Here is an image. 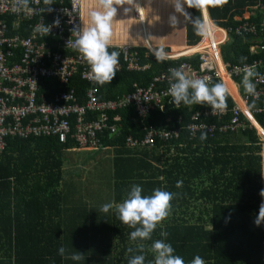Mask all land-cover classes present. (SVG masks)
Wrapping results in <instances>:
<instances>
[{"label":"trees","instance_id":"trees-1","mask_svg":"<svg viewBox=\"0 0 264 264\" xmlns=\"http://www.w3.org/2000/svg\"><path fill=\"white\" fill-rule=\"evenodd\" d=\"M61 1L64 4L69 2L53 0L52 6L60 4ZM40 2L45 8L43 0ZM263 3L264 0H228L225 5L205 8L215 27L231 31L227 42L220 48L223 63L242 65L260 61L256 72L264 74V52L260 51V47L264 46V10L257 8L256 13L251 9L252 6L258 7ZM189 11L194 17L201 18L199 10ZM245 13L250 15L243 17ZM238 16L240 18L237 20ZM0 19L5 20L8 25V36L28 35V22L15 27L12 18L0 16ZM246 22L254 25L255 35L237 36L235 30ZM200 39L201 36L195 33L192 24L185 23L186 47H194ZM177 50L180 49L172 50L173 55L177 54ZM132 52L137 55L138 65H148L149 69L127 70L120 56V70L111 84L96 85L102 99L113 100L117 96L131 93L134 85L146 88L154 78L166 72L168 67L188 64L196 69L198 64L193 57L157 62L144 48H134ZM242 79L238 78L236 81L240 86L241 95H245L247 93ZM215 83L217 80H213L209 85ZM88 86L89 83L78 76H73L67 85H62L55 79H42L39 82L40 93L47 96L54 92L74 89L81 104L84 103L83 95ZM227 87L237 96L231 82L227 83ZM226 103L227 113L220 118L199 119L214 128L212 135L206 134L207 138L203 141L200 139L201 132L195 133L192 138L185 131V126L189 124L190 114L205 106L181 103L166 111L155 108L145 116H139L136 106L131 103L107 113L109 123L114 116L120 120L115 123V134L104 132L99 137V149H115L119 154H116V157L127 151L139 150L142 153L141 157L131 159V162L135 163L128 177L122 178L121 174L113 169L110 175L111 183L105 186L107 200L112 197L114 201L116 198L121 200L123 193H128L133 185L141 186L142 195L145 196L152 195L157 188L174 194L170 215L157 225L150 240L142 242V253L137 249L141 241H133L130 238L134 229L120 221L116 210L112 211V215L105 216L107 220L101 219L100 225L96 224L91 233L87 229L77 227L70 231L64 229L62 216L57 232H49L45 224L51 219L49 211L52 209V201L53 207L61 211L60 214L69 209L101 208L111 201L97 204L93 191L89 194L87 190L82 191L81 186L72 187L71 190L67 188L65 193L62 191V152L77 148L70 139L66 143H60L54 137L8 139L5 151L0 154V264H23V260L29 257L25 254L27 250L31 248L34 251L36 245L41 246V249L36 247L38 254L34 256L44 259L42 264H50L48 260L51 257L56 258V253L59 264H62V258L69 259L72 254L79 253L83 255V259L92 260L94 257L103 256L108 259L107 264H129L134 255L143 254L145 264H154L155 253L151 245L156 240L171 244L175 250L174 254L183 257L185 264L191 263L197 255L204 259L205 264H264V224L259 227L254 224L262 202L259 192L262 189L260 153L264 141V103L262 98L249 102L251 111L261 108L260 113L253 114L255 122L262 129L261 136L244 115L239 117L240 128L227 130L228 125L232 124L236 102L228 94ZM167 104L165 102L164 106ZM88 118L91 119L92 116L88 115ZM150 129L163 132L177 130L178 138L156 139L152 147L144 146L140 142L145 139ZM126 138L136 140L139 147L126 146ZM31 144H35L34 148L39 151V157L46 163L37 169L36 166L31 168L34 169L35 175L27 177L30 179L43 173L38 177L39 183L23 185L19 181L26 177L28 171L22 162L21 150L24 148L32 154ZM14 151L18 156L11 163ZM24 157L26 158V155ZM115 160L117 159L113 158V164ZM9 178H14L15 182L12 183ZM178 181H182L179 188L176 186ZM64 186L67 187L65 183ZM96 191L101 193L99 189L94 193ZM46 212L48 215L45 216ZM34 215L38 216L34 219L41 222V231L30 224L29 218ZM162 232L167 235L162 236ZM61 247L65 249L63 256L59 253ZM129 248L134 251L130 253ZM67 263L66 261L64 264Z\"/></svg>","mask_w":264,"mask_h":264},{"label":"built area","instance_id":"built-area-1","mask_svg":"<svg viewBox=\"0 0 264 264\" xmlns=\"http://www.w3.org/2000/svg\"><path fill=\"white\" fill-rule=\"evenodd\" d=\"M29 8L32 9L31 12L24 10L17 0H0V16L12 18L15 27L28 22L26 37L8 36V25L5 20L0 19V154L5 151L8 139L29 137H54L60 143H66L70 139L80 150H98L99 137L104 132L115 134L117 132L115 123L120 120L114 116L109 123L107 113L133 103L137 114L145 116L150 110L163 108L165 102L169 103L172 99L168 93L170 68H180L190 78L207 77L209 84L217 80V83H224L227 86V82L230 81L237 96L229 90L236 106L232 124L226 129L234 131L240 128V115H244L253 125L256 124L253 114L260 113L261 108L251 111L249 102L262 98L264 103V81L258 77L254 78L257 95L252 96L241 95L236 80L243 78L245 65H254L256 71L261 62L254 61L242 65L223 63L220 48L227 42L231 31L215 27L204 13L201 19L212 26L211 33L207 37H201L200 42L194 47L184 50L186 55L168 56L165 60L193 57L198 63L196 69L188 64L168 67L166 72L154 78L148 87L134 85L131 93L117 96L113 100H105L99 96L97 84L88 78L90 66L72 46L76 39L72 29L83 28L81 0H69L68 4L61 1L60 4L52 6L51 13L41 11L44 7L40 0H29ZM257 8L264 10V3ZM136 14L142 19L141 11ZM55 18H59L60 25L53 27L47 36L37 31L38 25L52 24ZM255 33V27L251 23H244L235 30V34L240 37ZM146 45L148 46L147 42ZM109 51L120 53L127 70L149 69L148 65L142 67L138 65L137 55L132 52L131 47L109 48ZM260 51L264 52V46L260 47ZM73 76H78L89 83L83 95L84 103L78 102L74 89L54 92L51 96L40 93V80L55 79L60 84L67 85ZM226 113V109L223 112H213L205 105L190 114L185 131L192 138L198 132L211 136L214 131L213 125H207L199 119L208 117L218 119ZM88 115L92 118L89 119ZM177 138V130L163 132L150 129L140 143L152 147L156 139ZM125 145L131 148L139 147L132 138H126Z\"/></svg>","mask_w":264,"mask_h":264},{"label":"clouds","instance_id":"clouds-1","mask_svg":"<svg viewBox=\"0 0 264 264\" xmlns=\"http://www.w3.org/2000/svg\"><path fill=\"white\" fill-rule=\"evenodd\" d=\"M151 0H147L149 4ZM165 4L171 7L172 12L169 14V26L174 28L181 23H191L194 31L201 37H207L212 26L205 20L194 17L189 9L203 11L209 6H222L228 3V0H163ZM17 3L26 11L31 12L29 8V0H17ZM46 6L41 9L42 12L51 13L53 11V0H43ZM97 9L90 12V26L83 28H73L76 39L73 47L83 56L84 60L90 66L88 78L96 84L103 86L111 84L119 71L118 51H109L111 38L113 35V22L116 18L118 9H122L124 15L130 14L133 10L139 13L141 3L139 0H97ZM145 6V5H144ZM182 18V19H181ZM60 20L55 18L52 24H40L37 31L49 34L53 27H59ZM151 54L157 62H163L168 59V53L163 45L150 48ZM168 93L172 97V102L176 105L183 103L184 105L198 104L201 106H209L213 112H223L227 108L226 98L229 89L224 83H215L209 85L207 77L190 78L180 68H170ZM244 76L242 85L247 94L256 96V85L253 83V77H258L264 81V76L255 71V66L245 65L243 68ZM255 128L259 126L257 123ZM260 128V126H259ZM262 130V129H261ZM207 138L206 133L202 132L200 139L203 141ZM178 188L182 186V181H178ZM142 187L133 185L127 193V198L120 204L106 203L102 205L101 211L108 213L114 206L118 213L120 221L129 228L134 229L130 233L133 241H141L137 245V249L142 253L144 251L143 241L150 240L157 225L167 219L170 215L174 194L159 188L155 189L150 196L142 195ZM259 195L264 198V189H261ZM254 224L259 227L264 224V199L259 205L258 214L254 219ZM166 236V233H161ZM152 251L155 253L154 264H185L183 257L175 255L174 248L163 240H156L151 245ZM131 253L133 248H129ZM60 255L65 254V249H59ZM71 259L80 261L83 255L72 254ZM129 264H145V256L134 255ZM191 264H205V261L199 255L195 256Z\"/></svg>","mask_w":264,"mask_h":264},{"label":"crops","instance_id":"crops-1","mask_svg":"<svg viewBox=\"0 0 264 264\" xmlns=\"http://www.w3.org/2000/svg\"><path fill=\"white\" fill-rule=\"evenodd\" d=\"M141 5L140 11L142 13V19H139L137 16L135 10H133L130 14L124 15L122 9H118V13L116 18H114L113 22V35L111 38V47L110 48H119V47H131L132 49H137V48H144L146 49L150 54V48H155L160 45H163L165 48V51H167L168 55H172V50L175 48L180 49L179 51L177 50V53H180L182 50L188 49L185 44V23H181L177 27H170L168 23V17L169 14L172 12V9L170 6L165 4L163 0H151L149 4L146 5L147 0H139ZM81 5H82V16H83V27H88L90 26V12L93 10H96L98 5H97V0H81ZM145 5V6H144ZM257 6H252L251 9L257 13ZM202 13L204 15H207L206 9L203 11H200L201 17ZM250 13H245L243 17H248ZM240 17H236L238 20ZM182 19V18H181ZM209 19V18H208ZM210 20V19H209ZM212 23V22H211ZM249 23V22H246ZM213 24V23H212ZM214 25V24H213ZM146 42L148 46L146 45ZM200 42V41H199ZM198 42V43H199ZM197 43V44H198ZM196 44V45H197ZM192 48V47H191ZM35 144H31V149L33 153L27 152L24 148L21 150V154L23 155L22 162L24 163V166L26 167L25 170L28 171V174L26 175L25 178H23L19 183L23 185L27 184H35L39 183L40 179L38 178L39 176L43 175V173H40L38 176H32L30 179H27L28 175H35L34 169L39 168L40 166L44 165L46 162L43 161V158L39 157L38 155V150L34 148ZM105 149L104 154L108 157V161H110V173L113 172V169L117 170L122 176V178L125 176L128 177L129 172L131 168L133 167V164L135 162H131V159L133 158H139L141 157V152L139 150L137 151H127L125 154L120 155L119 157H116V152L115 149L112 148H102L97 151L102 152V150ZM74 150H80L78 148H71L67 149L62 152V157L64 159V154L69 153L70 151ZM136 154V155H135ZM26 155V158L24 157ZM119 155V154H117ZM261 163H262V173H261V183H262V189H264V141L261 144ZM15 151L12 154V159L11 163H13L16 159ZM113 158H116L115 163L113 164ZM50 160V158H49ZM48 163V161H47ZM53 163V162H52ZM156 163V162H155ZM54 164V163H53ZM52 164V165H53ZM51 165V169H53V166ZM66 164L63 163L61 169L63 172V180L61 181V189L64 193L69 189L68 187L64 186V183L71 187L69 190L72 189V187H75L76 185H79L78 182H71L69 179L70 177H83L85 175L84 168H77L74 169V171L71 174L70 168H66ZM50 167V166H49ZM74 168V167H72ZM69 171V172H68ZM52 174V173H51ZM66 177V179H65ZM9 181H14V178H9ZM109 186V185H108ZM60 187L58 188L60 190ZM68 188V189H67ZM130 191V190H129ZM105 195L107 194L104 191ZM125 193V194H124ZM123 196H121V200L119 198H116L114 201V198L112 197L111 199L107 200L108 202L111 201L110 203H113L114 205L120 204L124 201V199L127 198V192H124ZM264 199V198H262ZM52 209L49 211V215L51 216V219H48L46 221L45 227L48 229L49 232L54 233L57 232L58 227H60V216H62V221L64 229L70 231L72 230L73 227L74 229H87L89 230V233L94 229V226L97 224L98 226L100 225V221L102 219L107 220L105 216H109L110 214L112 215V211L116 210L115 206L112 208V210H109L108 213H104L101 211V208H95V209H73V210H67V211H62L63 213L60 214L61 211L55 209L54 206V201L51 203ZM48 215V213H45V216ZM38 216L34 215L31 216L30 219V224L31 226L36 227V230L41 231L42 226L40 220H36L34 218H37ZM64 218V219H63ZM106 223V222H105ZM105 223L103 226H105ZM28 227V226H27ZM37 235V233H35ZM91 236L88 238L90 239ZM94 239V237L92 238ZM91 239V240H92ZM112 245V244H109ZM37 248L41 249V246H37ZM36 247L33 248L34 251L30 250L25 253L29 257H26L23 260V264H42L45 260L42 258L35 257L38 254V251L36 250ZM35 255V256H34ZM58 253H56V258L51 257L50 264H59V258L57 257ZM72 256V255H71ZM71 256H69V259L62 258V264H64L66 261L68 262L67 264H102L100 263H94V261H98V258L101 259H107L105 257H94L92 260L91 259H82L80 261H74L71 259ZM94 260V261H93ZM108 260V259H107Z\"/></svg>","mask_w":264,"mask_h":264},{"label":"rangeland","instance_id":"rangeland-1","mask_svg":"<svg viewBox=\"0 0 264 264\" xmlns=\"http://www.w3.org/2000/svg\"><path fill=\"white\" fill-rule=\"evenodd\" d=\"M83 18V16H82ZM178 55H168L176 57ZM105 149L102 152L99 151H89V150H74L69 153L64 154V164H66V168H70V166L74 168H70L69 171L72 172L77 168H84L85 175L83 177H70L71 182H78L81 186V190H87L89 194L93 191L97 204L105 203L107 198L105 197V186L107 183H111V173H110V161H108V157L104 154ZM68 171V172H69ZM66 179V177H65ZM66 184V183H65ZM67 187L70 189L67 185ZM99 189L101 193L94 191ZM107 232V231H106ZM102 233V232H101ZM94 261V260H93ZM107 264V259L98 258V261H94V263Z\"/></svg>","mask_w":264,"mask_h":264},{"label":"water","instance_id":"water-1","mask_svg":"<svg viewBox=\"0 0 264 264\" xmlns=\"http://www.w3.org/2000/svg\"><path fill=\"white\" fill-rule=\"evenodd\" d=\"M180 105V104H179ZM179 105H176V104H174L173 102H172V99L169 101V103L166 105V106H164L163 108H162V110L163 111H166L167 109H169V108H171V107H174V106H179ZM257 131H258V133H259V135L261 136V135H263V132H262V130L259 128V126H257Z\"/></svg>","mask_w":264,"mask_h":264},{"label":"bare ground","instance_id":"bare-ground-1","mask_svg":"<svg viewBox=\"0 0 264 264\" xmlns=\"http://www.w3.org/2000/svg\"><path fill=\"white\" fill-rule=\"evenodd\" d=\"M187 53H184V50L183 51H181L180 53H178V55H177V57H181V56H184V55H186ZM228 82H230V81H228ZM227 82V83H228Z\"/></svg>","mask_w":264,"mask_h":264}]
</instances>
